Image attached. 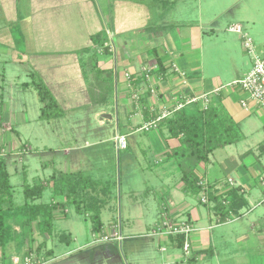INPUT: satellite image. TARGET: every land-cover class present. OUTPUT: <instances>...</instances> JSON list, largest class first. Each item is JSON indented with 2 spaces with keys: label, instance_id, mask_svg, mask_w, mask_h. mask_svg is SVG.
Returning <instances> with one entry per match:
<instances>
[{
  "label": "crops",
  "instance_id": "crops-1",
  "mask_svg": "<svg viewBox=\"0 0 264 264\" xmlns=\"http://www.w3.org/2000/svg\"><path fill=\"white\" fill-rule=\"evenodd\" d=\"M6 2L9 8L7 7L5 10L13 11L14 21L18 22L17 24L25 37L23 44L25 51H22L21 47H16L13 38L8 40V33H6L7 36L6 34L3 36V32L7 31L5 27L0 28L2 34L0 49L8 47L13 50L15 53L14 66L28 67L25 74L30 81L17 83L23 90L32 88L26 87L25 84L31 83V75L34 73L44 81L60 105V100L70 102L75 101L77 95L78 97L85 95L88 86L95 84L93 81L95 79H97L98 85L94 89L98 93L111 90L115 83L116 99L117 102H123V112L126 116L125 132H141V127L154 117L153 111H159L162 105L171 98H177L183 93L211 94L209 110L215 112L219 117L229 118L238 127L241 140L234 145L216 150L210 156L208 163L198 162L194 158L201 167L202 164H206L204 175L199 174L196 169L192 171L200 177L201 184L205 188L198 197H189L183 193L181 179L183 172L186 171H182L178 177L170 180L174 183L166 185L168 190L160 192L159 196L166 199V204L162 207L160 204L159 208L170 212V217L173 219L190 221L195 229L199 230V233L197 232L190 240L192 252L211 251L201 255L198 264L200 262L209 264L215 257L221 261L222 253L218 246L226 244V241L223 240L225 238L223 236L217 243V241H213L212 235L207 233L214 227L213 223L232 224L247 216L246 214L252 210L251 204L258 203L260 205L262 202L264 205V201L260 200L261 196H264V192L256 190L259 188L257 181L260 182L261 176H264V164L262 163L264 157V110L251 101H248V108H244L241 104L242 100L247 97L238 87L233 86V83L251 71L253 61L244 51L242 38L228 31L232 25L243 26L240 23H250L249 29L243 26L244 30L249 36L253 35L257 52L264 57V27L257 26L258 18L241 17L234 10L235 13L233 12L234 15L231 18L221 21L222 19L218 18V13L204 17L201 9L197 17L178 16L177 20H174L176 29H173L172 26V31L167 33L153 32L147 27H139L136 24V15L133 11H128V14L125 15V22L122 19V12L115 11L113 28H108L105 31L100 24L94 0H25L24 12L18 9L19 0H6ZM121 2V0H116L115 4H121ZM180 2L184 4L185 0L173 3L169 0L155 1V3L161 4L164 9L171 4L176 5ZM72 4H76L78 7L76 9L79 14L77 20L73 19ZM99 4L110 7L114 1L100 0ZM234 5L235 3L232 6ZM234 9L237 8L234 7ZM226 13L229 15L231 12ZM166 14L168 15L169 12ZM127 20L130 23H127ZM97 35H101V37L97 39L98 44L95 45L93 38ZM47 37H50L49 41ZM50 41L52 46L47 50L46 46ZM174 66L186 73L185 80L174 72ZM148 67H155L150 80L144 78V70ZM6 75L5 71L4 82L8 80ZM13 77L19 79V76H12L11 79ZM152 88L157 91L156 95L150 92ZM0 90L3 91V87H0ZM216 90L219 92L215 93ZM135 94L140 96L138 102L133 99ZM0 98V123L2 127H5L4 130L0 128V150H5L8 143L3 135L11 130L17 133L16 137L19 136L15 130L17 118H21L20 124L29 121L25 111L14 112L15 108L9 111L7 107L2 111L3 94H0ZM127 100L128 102H126ZM103 104L101 111L97 112L96 116L109 118L112 123L110 112H108L111 107L109 101H106L105 98ZM146 111L150 112L148 119L145 115ZM196 111L197 108L193 105H190L189 111L186 108V112L189 114H194ZM117 112H119V103ZM101 124L104 125V121ZM150 132L152 136L148 138V148L149 145L157 141L161 145L160 149H163L164 154H167L166 161L192 159L190 156H182L184 146L179 139L168 138L165 130L161 132L159 129H155ZM124 135L128 138L129 134L124 133ZM139 146L143 147V144H139ZM233 147L236 149L235 153H228L221 157L216 156L217 151ZM239 147H242L241 151H239ZM128 149H130V145H128ZM233 154L235 157L229 158ZM247 159V167H245L244 161ZM216 164L221 167L226 165L229 170L241 172L238 179L236 180L232 176L225 179L217 175L219 170L215 168ZM250 168L259 171L249 172ZM209 170L212 177L209 176ZM23 171L26 174V167H23ZM10 176L12 177L11 173ZM50 177L42 182L49 180ZM209 186L217 196H225L230 190L240 188L239 194L247 202V207L240 211L242 217L219 224V216L214 209V204L210 203L207 198ZM183 197L194 198L197 201L195 203L190 201L191 203L188 205ZM203 198H206V202H203ZM200 205L205 206L204 211L199 209ZM257 220L260 223L263 222V226L255 232L262 234L264 232V213L257 216ZM255 225L256 222L253 224L256 229ZM36 232L38 231H35L34 235ZM42 236L46 242L51 240ZM119 237L121 238V236ZM169 237L166 236L170 246L173 247ZM32 239L34 240L33 245H35L37 240L34 237ZM23 240H25V253L32 242L28 236L23 237ZM246 241L247 247L244 249V255L240 257L243 264L249 261L250 257L247 254L251 253L254 247L251 240L247 239ZM262 243L264 244V238L259 237L255 246H260ZM17 245L19 246V244ZM13 249L15 250V248ZM3 254L0 250V264L4 263L6 257ZM169 261L171 264H187L184 257L181 259L171 258Z\"/></svg>",
  "mask_w": 264,
  "mask_h": 264
},
{
  "label": "rangeland",
  "instance_id": "rangeland-1",
  "mask_svg": "<svg viewBox=\"0 0 264 264\" xmlns=\"http://www.w3.org/2000/svg\"><path fill=\"white\" fill-rule=\"evenodd\" d=\"M99 1L94 0V3L100 24L105 31L108 28H113L115 11L122 12L124 22L128 11H133L136 15V24L139 27H147L153 32L168 33L172 31V26L173 29H176L174 20H177L178 16L197 17L201 9L204 17L218 13V18L222 19L221 21L231 18L236 10L238 16L257 17V26L264 27V0H185L184 4L182 2L176 5L171 4L165 9L161 7V4L155 3L158 0H121V4H115L116 0H110L114 1L110 7L99 4ZM169 1L178 2V0ZM24 2L25 0H19V11H25ZM234 3L235 5L232 6ZM72 5L73 19L77 20L79 18L76 10L78 7L76 4ZM7 7L9 8V5L6 0H0V28L5 27L7 31L3 32V36L8 33V40H12L11 32L18 22L14 21L13 11L5 10ZM226 12L231 13L226 15ZM127 19L129 18L127 17ZM127 23L130 22L127 20ZM240 24L246 28L250 26V23L247 22ZM0 36H2L1 32ZM250 37L254 40L252 34ZM47 38L49 41L50 37ZM51 46L50 41L47 43L46 49H51ZM20 49L25 51V46L22 45ZM14 55L13 50L8 47L0 49V87H3V91L0 90V94H3L2 111L6 107L9 111L14 108V112L25 111L29 121L20 124L21 118H17L15 130L18 132V137H16L17 133L11 130L4 132L5 135H3L8 143L5 146L6 159L9 172L12 175L11 184L14 186L16 204L22 205L25 202L23 185L37 184L48 179L55 171L64 173L84 171L108 184L113 192L111 203L102 211L104 227L100 234H92L91 222L77 215L72 208L68 210L67 220L56 222L57 232L66 231L72 234L74 242L71 246L61 244L57 238H54L46 242L45 248L40 247L41 251L39 252L37 250L39 244L45 239L38 232L32 235L37 240V243L33 245V248L37 250L34 254L41 257V264H171L169 259L184 257L182 250L170 246L166 238L167 235L154 234L162 226V219L165 215L173 219L170 217V212L164 208L160 210V204L161 207L165 205L166 199H162L163 197L159 194L168 190L166 185L174 183L170 180L178 177L182 171L196 169L199 174L204 175L206 164H202L201 167L194 158L183 161L181 159L166 161L167 154H164V150L160 149L161 145L157 141L149 145L148 148L147 141L152 136L151 132H125L126 116L123 112V102H117L115 83L111 90L98 93L94 89L98 85L97 79H95L93 80L95 84L88 86L85 95L80 97L77 95L75 101L60 100V105L65 111L63 119L50 122L40 120L41 103L36 91L33 88L23 90L20 85H17L19 81H30L25 74L28 67L14 66ZM4 69L8 76V80L5 82L3 81ZM12 76H19V79L14 77L11 79ZM105 98L111 106L108 112H110L112 123L109 118L96 116V113L101 111ZM118 103L119 112H117ZM189 107H187V111H189ZM261 109L264 110V108ZM102 121H104V125L101 124ZM0 128L5 129L1 123ZM124 133L129 134L127 141L130 149L128 150L119 149L117 144V136H122ZM136 142L138 143L136 144ZM139 144H143V147H140ZM241 149L242 147H239V151ZM235 152L236 149L233 147L217 151L216 156L221 157ZM233 157H235L234 154L229 158ZM246 162L248 159L244 161L245 167H247ZM262 163L264 164V157ZM23 167H26V174ZM215 168L219 170L217 175L225 179L232 176L237 180L241 173L229 170L226 165L221 167L216 164ZM205 169L207 168L205 167ZM254 169L250 168L249 172L259 171ZM209 176L212 177L210 170ZM257 182L259 188L256 190L264 192L263 182H259V180ZM50 198L51 192L50 189H47L40 203L49 202ZM183 198L188 205L191 203L190 201L192 203L197 201L194 198ZM260 200L264 201V196H261ZM199 209L204 211L205 206L200 205ZM251 209L246 214L247 216L232 224L213 223L214 227L207 233L211 234L213 241H217V243L224 236L223 240L226 241V244L218 246L222 253L221 261L215 257L209 264H243L240 257L244 255L247 239L253 242L255 249L252 245V252L247 254L250 257L249 261L245 264H264V244L255 246L259 237L264 238V232L262 234L255 232L263 226V222L260 223L257 216L264 213V205L262 202L260 205L253 203ZM255 222L256 229L253 226ZM197 232L199 233V230L195 229L191 238ZM115 233L121 236V239H115ZM105 236L109 240L104 241ZM15 242L6 249L3 264H12L14 257L23 256L25 250L23 238L19 237ZM48 251L54 253L50 259L45 257ZM199 264L208 263L200 262Z\"/></svg>",
  "mask_w": 264,
  "mask_h": 264
},
{
  "label": "trees",
  "instance_id": "trees-1",
  "mask_svg": "<svg viewBox=\"0 0 264 264\" xmlns=\"http://www.w3.org/2000/svg\"><path fill=\"white\" fill-rule=\"evenodd\" d=\"M11 34L16 47H21L25 43V37L18 24L14 26ZM100 37L101 35H97L93 38L95 45L98 44L97 39ZM31 77V83L25 86L32 87L37 92L42 105L40 120L52 121L63 118L65 111L48 86L36 74L33 73ZM193 106L197 108L194 114H189L184 109L161 122L158 129L161 132L165 130L168 138L181 141L184 146L182 156H190L198 162L208 163L216 150L238 143L241 140L240 132L229 118L219 117L209 108L204 110L198 105ZM149 113L145 112L147 119ZM181 182L183 193L189 197H198L205 189L200 177L192 171L183 172ZM48 187L51 189L50 201L37 203L44 198ZM208 189L207 198L214 204L219 224L242 217L240 211L247 207V202L239 194L240 188L230 190L225 196L215 195L210 186ZM23 195L24 204L17 205L7 160L0 157V250L5 255L8 246L16 243L17 238L26 236L31 238L35 231L50 239L57 238L59 243L71 246L74 241L72 234L66 231L57 232L56 222L67 220L68 210L72 208L77 215L91 222L92 234H100L104 227L102 211L111 203L113 192L108 184L85 172L55 171L45 182L25 185ZM32 238V244L24 255L34 254L37 250L40 252V249L46 246L44 241L35 250ZM169 239L176 249H183L185 241L183 235L170 236ZM209 251L192 252L186 259L187 264H198L199 257L210 253ZM53 256V251H48L45 257L50 259ZM36 257L41 259L39 255Z\"/></svg>",
  "mask_w": 264,
  "mask_h": 264
},
{
  "label": "built area",
  "instance_id": "built-area-1",
  "mask_svg": "<svg viewBox=\"0 0 264 264\" xmlns=\"http://www.w3.org/2000/svg\"><path fill=\"white\" fill-rule=\"evenodd\" d=\"M230 33L239 35L242 38L243 48L245 53L252 59L253 66L251 71L244 76L242 79L237 80L233 83L240 91L247 97L242 100L241 104L244 108H248V101L255 103L258 107L264 108V57H262L255 46L253 39L245 32L244 27L241 25H232L228 28ZM155 67H148L144 70V78L150 80L151 75ZM181 79H186V73L180 71L176 66L173 67ZM186 82V81H185ZM150 92L156 95V90L151 89ZM216 90L215 93H218ZM134 101L138 102L140 99L139 94L133 96ZM211 104V94L195 95L190 93H183L177 98H171L167 100L159 111H153L154 117L149 122H146L142 127L141 131L150 132L158 129L160 123L165 119H168L178 112L186 109L190 105H200L201 108L207 110ZM117 144L119 149H127L128 141L127 136H117ZM6 151L0 150V157H5ZM261 181L264 184V176ZM203 202H206V198H203ZM195 231V227L188 220H173L167 215L163 218V224L154 232L155 235H167L176 236L183 235L185 238L184 247L182 249L185 259H188L191 254V234ZM115 239H121L117 233L114 234ZM104 241L109 240L108 237L103 238ZM165 250V249H163ZM12 264H41V259H38L35 254L30 253L21 257H14Z\"/></svg>",
  "mask_w": 264,
  "mask_h": 264
}]
</instances>
